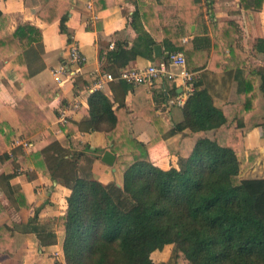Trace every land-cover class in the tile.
<instances>
[{
  "label": "trees",
  "instance_id": "obj_1",
  "mask_svg": "<svg viewBox=\"0 0 264 264\" xmlns=\"http://www.w3.org/2000/svg\"><path fill=\"white\" fill-rule=\"evenodd\" d=\"M167 1L177 4L174 17L167 24L164 17L155 16V5L141 3L132 21L138 38L131 49L114 44L106 62H114L118 68L109 72L116 74L138 56L153 59L158 42L151 32L157 38L163 34L165 51L183 53L188 66L200 69L206 64L208 58L199 52L207 48L203 44L210 42L209 38L198 36L192 43L183 42L189 33L188 18L198 20L195 15L200 11L197 3L201 0ZM263 1L241 0L242 8L259 11ZM70 10L64 0H53L38 16L48 23L61 18V31L70 36L66 24ZM138 20H143L150 32L139 30ZM6 22V15L0 10V49L12 44H17L14 51L26 49L42 41L41 30L29 23L22 24L12 35L1 34ZM160 23L165 24L161 30L157 27ZM212 24L214 35L231 52L224 68H236L241 77L247 64L249 74L260 78L259 90L264 97V68L254 70L243 61L244 54L235 47L234 23L227 22L220 29L219 22ZM257 50L264 53V39L259 41ZM214 58L211 57V66ZM241 82L238 91L246 93L245 102L222 106L199 78L193 80V90L181 108V121L169 128L162 118L152 115L156 136L149 145L133 138L124 99L114 109L115 104L102 90L94 91L78 128L107 135L109 149L118 156L123 185H105L94 178L93 160L88 159L87 152L101 150L89 146L83 151L74 150L68 139L76 128L65 124L67 140H51L40 153L31 154V164L70 188L67 212L52 220L36 215L26 225L28 231L38 235L42 246L55 244L57 232L48 226L57 223V230L64 234L65 264H155L152 253L167 245L174 246L171 264H264V177L243 178L239 156L245 148L242 118L253 108L256 96L250 88L254 81L246 80L244 85ZM171 93L176 95L177 88ZM151 112L154 108L148 106L138 115ZM186 130L190 133L172 150L178 156V168L164 170L156 166L149 148L162 138ZM211 130L216 131L215 139L208 137ZM85 162L90 166H83Z\"/></svg>",
  "mask_w": 264,
  "mask_h": 264
},
{
  "label": "crops",
  "instance_id": "obj_2",
  "mask_svg": "<svg viewBox=\"0 0 264 264\" xmlns=\"http://www.w3.org/2000/svg\"><path fill=\"white\" fill-rule=\"evenodd\" d=\"M52 1L0 0V10L7 20L1 34L12 35L25 23L38 27L42 32V41L26 49L14 51L17 44L0 49V264H65L62 248L64 234L57 230V223L48 226V229L57 232V243L47 246H42L38 235L26 228L36 215L43 220H52L67 212L70 188L54 181L31 164V154L40 153L51 140H67V130L63 129L65 124L76 128L68 139L74 150L83 151L86 146L101 150L97 153L87 152V155H94V178L105 185L115 182L122 187L123 173L117 165L118 156L109 149L107 135L81 131L78 125L89 109L88 99L93 93L91 89L96 75L118 68L114 62H106L107 54L114 50L109 47L110 44L118 42L125 49H131L137 40L138 33L132 21L141 3L155 5V16L164 17L165 23L173 19V10L177 8L174 1L167 0H64L71 6L66 23L69 36L61 31V18L48 23L38 16L46 3ZM197 4L200 7L195 15L198 20L188 18L189 33L183 37V42L192 43L198 36L209 38L210 42L203 44L207 48L199 52L208 60L200 69L187 65L188 69L198 74L202 84L222 106L243 104L246 93L238 91L239 80L243 85L246 80L254 81L250 87L256 96L253 108L245 112L242 118L244 127L241 132L245 148L239 154L241 176L264 177V97L259 90L260 78H253L249 74L247 64L241 77L236 74V68H224L227 64L225 59L231 57V52L224 41L214 35L212 24L219 22L220 29L225 23L233 22L235 47L244 54L243 61L254 70L263 69L264 53L258 52L257 48L259 41L264 39V1L259 11L243 9L241 0H212L210 3L201 0ZM60 11L63 12L62 7ZM137 26L139 30L143 28L150 32L143 20H138ZM157 27L161 30L165 24L160 23ZM151 34L162 46L163 53H168L161 43L163 34L160 38ZM71 41L78 43L86 61L76 80L65 79L63 85L58 87L54 70L66 64ZM152 57L138 56L125 67L143 69L165 59L164 56L156 58L154 50ZM164 85L168 90L176 87L171 82ZM163 90L164 86L160 83L131 86L108 82L102 91L115 104L114 109L124 99L130 112L133 138L149 145L156 136L152 115L162 118L169 128L182 119V107L170 105ZM192 90L193 81L178 86L176 95L187 99ZM75 100L80 102L77 109L72 106ZM148 106L153 107L154 112L138 115ZM64 111L68 118L65 124L61 121ZM189 133L190 130H186L153 144L148 151L152 162L164 170L178 168V156L172 150L177 149L183 136ZM215 133V130H211L207 134L210 139H215ZM107 151L116 156L113 166L103 162ZM9 175V179H1ZM169 247L173 250L174 246L167 245L164 250L152 253L155 264H171L172 252L169 255L165 252ZM157 254L164 257L156 261Z\"/></svg>",
  "mask_w": 264,
  "mask_h": 264
},
{
  "label": "built area",
  "instance_id": "obj_3",
  "mask_svg": "<svg viewBox=\"0 0 264 264\" xmlns=\"http://www.w3.org/2000/svg\"><path fill=\"white\" fill-rule=\"evenodd\" d=\"M114 43L110 44V48H114ZM86 61L77 42L71 41L68 51L67 62L60 65L54 70V76L58 87L62 86L64 80H76L78 74L82 72L83 65ZM198 78V74L191 72L188 69L187 61L183 53H170L167 61L162 60L150 64L146 68H122L116 74L111 72H100L95 77V84L91 89L103 90L106 83H118L124 81L131 86L150 85L155 83L163 84L166 95L169 99V104L173 106L183 107L186 98L181 95H172L171 90H168L164 85L166 82H171L178 88L180 85L190 84L194 79ZM173 88V89H174ZM73 108L77 109L80 106L79 101H74ZM63 124L68 122L66 111L61 118Z\"/></svg>",
  "mask_w": 264,
  "mask_h": 264
},
{
  "label": "water",
  "instance_id": "obj_4",
  "mask_svg": "<svg viewBox=\"0 0 264 264\" xmlns=\"http://www.w3.org/2000/svg\"><path fill=\"white\" fill-rule=\"evenodd\" d=\"M154 52H155L156 58H162L163 56L165 58H169V55H170L169 53L164 54L162 46L159 44H157L154 47ZM115 160H116V156L112 152H110V151L105 152V154L103 156V162H105L106 164H108L110 166H113L115 164Z\"/></svg>",
  "mask_w": 264,
  "mask_h": 264
},
{
  "label": "rangeland",
  "instance_id": "obj_5",
  "mask_svg": "<svg viewBox=\"0 0 264 264\" xmlns=\"http://www.w3.org/2000/svg\"><path fill=\"white\" fill-rule=\"evenodd\" d=\"M87 156H88V159H90V160H93V158H94V155H87ZM83 166H87V167H89L90 164H89L88 162H85V163H83ZM173 248H174V247H173ZM171 250H172V248H170V247H169V249L167 248L166 251H165V252H167L166 255L171 254V252L173 251V250H172V251H171ZM171 255H172V254H171ZM162 256L164 257V255H158V254H157V255L155 256V260H156V261L161 260V259H162ZM170 261H171V256H170Z\"/></svg>",
  "mask_w": 264,
  "mask_h": 264
}]
</instances>
